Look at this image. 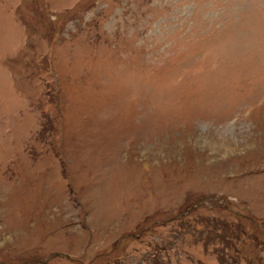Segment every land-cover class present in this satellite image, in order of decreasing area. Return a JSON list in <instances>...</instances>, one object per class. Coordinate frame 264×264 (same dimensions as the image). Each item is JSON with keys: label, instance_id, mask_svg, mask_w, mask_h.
Wrapping results in <instances>:
<instances>
[{"label": "rangeland", "instance_id": "374dc122", "mask_svg": "<svg viewBox=\"0 0 264 264\" xmlns=\"http://www.w3.org/2000/svg\"><path fill=\"white\" fill-rule=\"evenodd\" d=\"M264 264V0H0V264Z\"/></svg>", "mask_w": 264, "mask_h": 264}]
</instances>
